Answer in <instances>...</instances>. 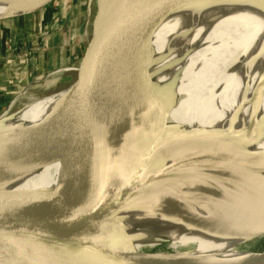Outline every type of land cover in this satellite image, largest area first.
<instances>
[{"label": "bare ground", "instance_id": "6f19581e", "mask_svg": "<svg viewBox=\"0 0 264 264\" xmlns=\"http://www.w3.org/2000/svg\"><path fill=\"white\" fill-rule=\"evenodd\" d=\"M51 3L0 0V22L37 13ZM146 29L147 42L131 49ZM138 54L143 58L133 57ZM113 66L124 73L131 66L142 68L155 105L178 96L160 121H150L160 136L155 143L164 146V167L195 163L212 172L156 186L107 221L148 258L144 264H227L253 257L252 244L264 237L257 232L264 227V0H199L169 8L117 48ZM172 79L179 82L174 88ZM66 94L34 101L12 120L3 115L0 133L46 136ZM96 131L76 160L86 165L94 142L97 179H113L123 173L120 157L101 139L106 130ZM75 184V166L67 156L1 182L0 197L43 190L52 199ZM114 240L119 237L102 243L92 264H126ZM71 261L69 255L59 258L60 264Z\"/></svg>", "mask_w": 264, "mask_h": 264}, {"label": "water", "instance_id": "95a60500", "mask_svg": "<svg viewBox=\"0 0 264 264\" xmlns=\"http://www.w3.org/2000/svg\"><path fill=\"white\" fill-rule=\"evenodd\" d=\"M195 1L199 0H86L93 3V12L87 10L80 17L79 28L71 26L65 37L48 47L46 64L34 78L24 104L8 121L34 101L64 90L67 94L46 136L37 131L0 133V183L30 166L70 156L76 184L52 199L43 190L0 197V264H60L62 255H69L71 264H92L102 243L113 236L119 237L111 243L122 262L144 264L148 259L107 219L131 207L156 186L212 171L195 163L164 167V146L155 143L160 136L150 121H160L178 96L169 95L165 103L155 105L154 93L146 90L141 75L144 70L131 66L126 73L118 71L113 56L132 33L165 10ZM133 57L143 58L142 54ZM178 83V79L169 81L173 88ZM18 127L23 130L21 124ZM103 128L107 132H102L101 139L112 144L123 173L99 181L98 167L92 165L94 142L88 148L91 153H87L86 165L76 160V154L98 135L97 129ZM94 179L97 182L92 183ZM257 232L264 236V227ZM249 253L253 255L250 259L227 264H264V251Z\"/></svg>", "mask_w": 264, "mask_h": 264}, {"label": "rangeland", "instance_id": "374dc122", "mask_svg": "<svg viewBox=\"0 0 264 264\" xmlns=\"http://www.w3.org/2000/svg\"><path fill=\"white\" fill-rule=\"evenodd\" d=\"M85 1L86 0H57V1L52 2L51 4H49L48 6H46L45 8H43L41 11L37 13L31 14V15H28L27 13L23 15L25 16L23 18H16V17H22L21 15H19V16L11 17V19L5 20L4 22H9L12 20L20 21L21 19H24L26 21L25 23L26 26L21 25L22 28L19 29V31L17 32V33H21V36L24 38L23 40H20L18 44V46L21 47V52H19L18 55L27 54L29 56L31 52L36 53L33 45L34 44L37 45V43L40 45L35 46V47L42 48L41 47L43 46L42 44H44L47 41L48 36L51 34V32H49L50 31L49 29L55 23H59V26L61 27L58 31L54 33V36H56V38H59L60 36L65 37L68 32V29L70 30L71 26L73 27L76 26V29L79 28L80 17H82V15H84L87 12V10L91 9L92 12L94 10L93 3L89 5ZM47 11L52 12L53 15L48 22L43 23L40 20L45 19L43 18V15H45ZM4 22H0V26H4L3 24ZM137 38L134 40L131 46V49L137 48L140 45L147 42V39L149 38L148 30L146 29V35L139 33L137 35ZM11 46H14L13 43H8L5 45V47H8L9 49L12 48ZM74 75L76 76V73ZM28 77L30 78V76ZM29 81L30 79L28 80V82ZM25 92L26 91L22 93L21 92H18V93L23 94ZM15 96H17V94H15ZM25 96L26 94H23L22 97L20 96L21 97L20 98L18 95L19 98L17 97L12 104L7 103L5 107L3 108L1 107L0 116L2 117L5 114H7V116L11 115L14 111L20 108L25 102L24 101ZM8 107L11 110L9 111V113H6V109H8ZM25 116L27 115L26 114L22 115L20 119L24 118ZM250 251L251 252H263L264 251V237L261 238L258 242L253 243Z\"/></svg>", "mask_w": 264, "mask_h": 264}, {"label": "crops", "instance_id": "0c3cea01", "mask_svg": "<svg viewBox=\"0 0 264 264\" xmlns=\"http://www.w3.org/2000/svg\"><path fill=\"white\" fill-rule=\"evenodd\" d=\"M52 15V12L47 11V13L43 15V18L45 19H41L40 21L46 23L50 20ZM9 22H4V26H0V111L1 107L3 108L7 103L12 104L15 101L18 97V92L22 93L26 91L25 94L27 93L34 81V78L40 69H42V67L46 64L48 53V49L42 53L31 52L28 57V63L24 58L20 57V54L17 56L18 53L21 52V47L18 46V44L20 40L24 39L21 36V33L17 32L22 28L21 25L26 26V21L21 19L20 21L12 20ZM60 28L61 27L59 26V29ZM56 39V36H54L50 40L49 47ZM8 43H13L14 46H11L12 48L10 49L5 47ZM37 45L40 44L37 43ZM14 55L17 57H14ZM28 76H30V78ZM20 78L23 81L21 84H18ZM29 79L30 81L28 82ZM15 94H17V96H15ZM10 110L11 109L8 107V109H6V113Z\"/></svg>", "mask_w": 264, "mask_h": 264}, {"label": "built area", "instance_id": "2783aa9c", "mask_svg": "<svg viewBox=\"0 0 264 264\" xmlns=\"http://www.w3.org/2000/svg\"><path fill=\"white\" fill-rule=\"evenodd\" d=\"M50 31L49 32H51V34L48 36V38H47V41L44 43V44H42L43 46H41L42 48H38V47H35V46H38V45H36V44H34L33 46H34V50H35V52H40V53H42V52H44L45 50H47L48 49V47H49V42H50V40L54 37V33L56 32V31H58L59 30V23H55L54 25H52L51 26V28L49 29ZM33 53V52H32ZM19 56V55H18ZM14 57H17V56H15L14 55ZM20 57L21 58H24L26 61H27V63H28V55L26 54V55H20ZM27 57V58H26ZM22 79L20 78V80L18 81V84H21L22 83ZM18 95H20V93L18 94Z\"/></svg>", "mask_w": 264, "mask_h": 264}]
</instances>
